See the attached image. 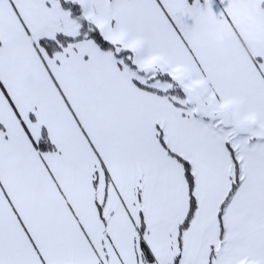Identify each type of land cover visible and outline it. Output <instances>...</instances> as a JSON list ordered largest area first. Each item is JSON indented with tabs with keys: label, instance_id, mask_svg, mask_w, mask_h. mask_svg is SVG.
<instances>
[{
	"label": "snow or ice",
	"instance_id": "6c2138e0",
	"mask_svg": "<svg viewBox=\"0 0 264 264\" xmlns=\"http://www.w3.org/2000/svg\"><path fill=\"white\" fill-rule=\"evenodd\" d=\"M0 264H264V0H0Z\"/></svg>",
	"mask_w": 264,
	"mask_h": 264
}]
</instances>
